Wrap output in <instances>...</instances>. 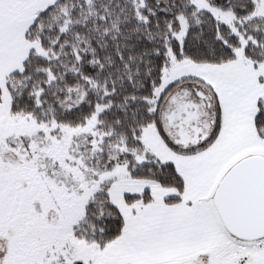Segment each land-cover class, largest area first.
<instances>
[{"label": "snow or ice", "instance_id": "snow-or-ice-1", "mask_svg": "<svg viewBox=\"0 0 264 264\" xmlns=\"http://www.w3.org/2000/svg\"><path fill=\"white\" fill-rule=\"evenodd\" d=\"M0 264H264V0H0Z\"/></svg>", "mask_w": 264, "mask_h": 264}]
</instances>
